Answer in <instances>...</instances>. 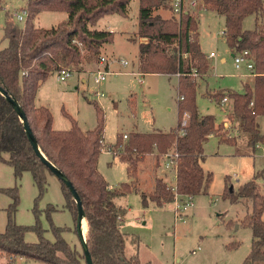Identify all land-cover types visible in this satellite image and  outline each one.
Segmentation results:
<instances>
[{
    "label": "trees",
    "instance_id": "obj_1",
    "mask_svg": "<svg viewBox=\"0 0 264 264\" xmlns=\"http://www.w3.org/2000/svg\"><path fill=\"white\" fill-rule=\"evenodd\" d=\"M132 0H27L23 25L6 12L3 23L6 47L0 49V86L8 91L22 106L37 144L46 158L59 168L73 183L79 193L87 220L86 238L94 264H142L138 252L126 253L128 234L122 230L126 210L116 203V198L130 192L134 182H124L111 189L99 171L100 139L104 131V114L96 104L99 123L93 130L83 132L77 122L67 130L53 128L54 117L49 107L36 104L37 93L43 82L63 67L77 66L83 60L100 59L103 45L112 43L114 32L97 28L100 19L113 13L129 14ZM199 9L213 10L224 15L227 29L224 35L234 50L248 49L255 65L254 82L246 84L244 93L229 91L233 100V118L242 131L249 134L248 146L253 150L264 141L257 118L264 114V0H199ZM0 0V9H4ZM166 0H140L139 33L149 41L139 44V61L143 73L178 74V125L170 131L130 133L126 152L120 160L127 164L130 176L137 177L140 164L147 155H154L157 162L167 153L176 154V178L170 185L156 176L151 192L142 193V201L157 206L173 202L175 194L198 195L211 182L212 173L202 166L204 144L210 136L231 143L221 131L212 114L201 115L196 102L197 82L194 73L203 75L209 68L208 57L199 41V19L194 10L181 13L180 17L165 18L155 14ZM196 7V8H197ZM44 11H66L67 20L52 28L37 26L35 20ZM255 15V26L244 29L246 17ZM225 93L216 95L222 98ZM253 103V105H251ZM187 114V124L183 116ZM121 140V136L119 139ZM4 153L8 154L6 158ZM0 161L13 167L19 181L25 172H31L41 197L47 189V172L50 170L36 154L29 141L25 126L11 102L0 91ZM158 166V164H157ZM52 173V172H51ZM261 173L245 182L236 191L226 188L224 196L231 202L240 199L252 202L242 225L252 229V246L243 264H264V187L257 181ZM76 224L77 203L68 186L60 181ZM175 187V190L172 188ZM12 202L9 204L6 229L0 232V252L6 253L10 262L16 256L46 264H86L83 251L72 246L63 232L67 227L56 226L52 221L54 205L46 208L51 221L54 240L46 238V229L39 220L40 210L33 208L37 221L32 225L18 224L15 213L20 204L18 184L1 189ZM37 198V199H38ZM28 231L36 232L38 241L25 239ZM139 241V239H138ZM139 243V242H138Z\"/></svg>",
    "mask_w": 264,
    "mask_h": 264
},
{
    "label": "rangeland",
    "instance_id": "obj_2",
    "mask_svg": "<svg viewBox=\"0 0 264 264\" xmlns=\"http://www.w3.org/2000/svg\"><path fill=\"white\" fill-rule=\"evenodd\" d=\"M3 2L4 9H0V49L8 44L3 31L6 12L12 16L13 13L19 14L27 0ZM139 9L140 0H132L127 16L107 14L96 26L114 32L113 42L101 49V55L108 56V67L112 71L103 82L95 81V70L102 67L99 60H83L77 66H65L73 71L66 81L59 79L58 71L51 73L39 89L37 101L50 108L54 117L53 128L58 130L70 129L73 119L83 132L95 129L99 123L96 104L101 107L104 114L102 134L105 143L112 146L113 153L101 151L99 171L109 185L115 188L124 182H134L135 186L130 192L116 198V203L126 210L122 227L128 234V251L135 253L141 249L143 261H148L147 264H243L251 250L253 235L252 229L242 225L241 221L248 207L252 209V202L249 201L248 207L245 199L233 203L224 193L227 187L237 191L257 173H261L257 181L264 187V141L255 150L248 146L249 134L242 131L239 121L232 117L233 100L222 105L216 95L229 91L244 93L246 84L253 80L254 74L244 65L236 67L234 52L224 35L227 29L224 15L213 10L195 8L194 14L199 19L201 50L207 57L211 52L216 54L208 57L210 68L205 74L193 75L197 82L198 110L203 115H214L217 124L223 126L221 133L231 143L221 141L216 135L205 142L201 163L206 172L212 173L213 178L201 194L194 196V207L184 214V219L175 217L173 202L157 206L149 201L144 206L142 192H151L156 176L162 177L170 185L174 184L175 169L167 168L162 158L159 166L154 155H147L140 164L138 176H130L127 164L120 160L129 140V137L124 139L123 135L175 129L179 122L180 96L178 74L141 72L139 44L147 43L149 39L139 33ZM155 14L165 18L176 17L169 5L160 6ZM13 18L19 25L24 24L17 17ZM67 18L66 11H44L35 20V24L52 28ZM243 26L244 29L254 28L255 15L246 17ZM121 59L127 60L128 64H122ZM98 93L104 95L99 96ZM186 118L184 115L183 121ZM257 120L264 134V114ZM119 136L121 140H118ZM4 156L8 157V154L4 153ZM8 166L12 168L9 178L6 169L0 172V232L6 229L7 208L12 202V198L1 189L18 184L20 204L15 213V221L23 225L36 223L37 216L33 208L37 204L39 220L46 229L45 236L54 240L51 221L46 213V208L54 205V225L67 227L63 232L65 238L82 252L74 217L66 207L60 180L53 173L47 172V189L38 198L39 189L29 171L22 175L21 180L15 179L14 184H7L13 180L14 175L13 167L10 164ZM139 218L141 221H138ZM87 228L86 224L85 233ZM25 239L36 242L38 236L36 232L28 231ZM10 259L6 253L0 252V264H46L20 256L13 258L12 262Z\"/></svg>",
    "mask_w": 264,
    "mask_h": 264
},
{
    "label": "built area",
    "instance_id": "obj_3",
    "mask_svg": "<svg viewBox=\"0 0 264 264\" xmlns=\"http://www.w3.org/2000/svg\"><path fill=\"white\" fill-rule=\"evenodd\" d=\"M167 4L169 5V9L172 11V13L179 18L181 13H183L184 11H188V10H194L198 4H199V0H166ZM27 15L26 10L22 11L21 13L17 14V19L19 21H23L25 16ZM233 56H234V61H235V65L237 68H241L243 65L251 70L253 72L254 69V59L252 57V53L250 52V50L248 49H244V50H234L233 51ZM210 56L213 57L215 56V52H211ZM121 63L124 65L128 64L127 60L121 59ZM99 64L102 67H98L95 70V81L97 83H101L103 82L107 75L111 72L108 69V60L106 58V56L102 55L99 59ZM59 72V79L62 81H66L72 74L73 71L71 68L68 67H63ZM141 82H143V80H141ZM99 96H103L104 93H98ZM231 98L229 97L228 94L224 95L221 99V104L222 105H226V103L230 102ZM251 105H253V103H251ZM186 117H188L187 114H185ZM183 125L187 124V118L182 122ZM129 136L127 134L123 135L124 139H127ZM100 150L101 151H109L111 153H113V148L110 145H107L105 143L104 140V136L101 137L100 139ZM115 156H117V154H115ZM175 158H176V154H174L173 152L167 153L163 156L162 159H164L165 161V166L167 168H171L173 167L175 169V173H174V180L176 178V165H175ZM173 190H175V187L172 188ZM174 205V212H175V217L179 218V219H184V214L186 212H188L192 207H194V196L193 195H185L183 198L181 195H179L178 193L175 194V199L173 201Z\"/></svg>",
    "mask_w": 264,
    "mask_h": 264
},
{
    "label": "water",
    "instance_id": "obj_4",
    "mask_svg": "<svg viewBox=\"0 0 264 264\" xmlns=\"http://www.w3.org/2000/svg\"><path fill=\"white\" fill-rule=\"evenodd\" d=\"M0 91L4 94V96L11 102L15 110L17 111L18 115L20 116L26 130L27 137L29 141L31 142L36 154L38 157L44 162V164L47 166V168L52 172L60 181L64 182L70 191L72 192L75 201L77 203V219H76V231L79 234V238L82 244V250L85 255V261L86 264H94L93 258L88 246L87 238H86V233H85V228H84V223L87 222L86 216H85V210L83 207V203L81 200V197L79 193L77 192L76 188L74 187L73 183L66 177V175L59 169L57 168L52 162H50L44 153L41 151L40 147L37 144L36 137L34 135V132L30 126V123L28 121V117L26 115V112L22 108V106L19 104V102L12 97V95L6 91L3 87L0 86ZM233 187H231V190Z\"/></svg>",
    "mask_w": 264,
    "mask_h": 264
},
{
    "label": "crops",
    "instance_id": "obj_5",
    "mask_svg": "<svg viewBox=\"0 0 264 264\" xmlns=\"http://www.w3.org/2000/svg\"><path fill=\"white\" fill-rule=\"evenodd\" d=\"M107 45L108 44H105V45H103V47L102 48H105V46L107 47ZM216 55V54H215ZM105 56V55H104ZM208 57H210L211 58V56H210V54L208 55ZM106 58H107V60L109 61V58H108V56H106ZM108 69H109V67H108ZM110 71V70H109ZM112 72V71H111ZM141 73V72H140ZM143 73V72H142ZM178 76V75H177ZM207 76V75H206ZM253 77H254V75H253ZM253 82H254V78H253V80L252 81H249L248 83H250V84H253ZM41 88V87H40ZM38 94V93H37ZM37 97H38V95L36 96V104L37 105H44V104H42V103H39L38 101H37ZM222 98H220V100H221ZM219 100V101H220ZM232 100V99H231ZM201 115H203V114H201ZM259 122V121H258ZM259 125H260V123H259ZM260 129H261V127H260ZM61 130V129H60ZM211 137V136H210ZM7 158V157H6ZM6 169V171H7V177L9 178V171H10V169H12L10 166H8V164H7V162H5V161H0V172L1 171H4ZM22 178V177H21ZM14 180H15V178H14V175H13V180H11L10 181V183H7V184H14ZM21 180V179H20ZM9 182V181H8ZM110 188L111 189H114L115 187L114 186H111L110 185ZM144 192V191H143ZM142 192V193H143ZM138 221H141V219L139 218L138 219ZM123 224H124V220H123V222H122V226H123ZM122 230H123V227H122ZM139 244V243H138ZM126 253H127V255H131V254H133V253H131L130 251H128V249H127V246H126ZM138 254H139V257H140V260H141V262H142V264H147V262L148 261H146V262H144L143 261V258H142V253H141V249H138ZM20 258H22V257H20Z\"/></svg>",
    "mask_w": 264,
    "mask_h": 264
},
{
    "label": "bare ground",
    "instance_id": "obj_6",
    "mask_svg": "<svg viewBox=\"0 0 264 264\" xmlns=\"http://www.w3.org/2000/svg\"><path fill=\"white\" fill-rule=\"evenodd\" d=\"M85 223L87 224V222H85ZM85 223H84V228H85V225H86Z\"/></svg>",
    "mask_w": 264,
    "mask_h": 264
}]
</instances>
